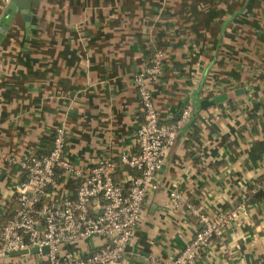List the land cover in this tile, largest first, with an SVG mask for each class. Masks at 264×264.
I'll use <instances>...</instances> for the list:
<instances>
[{
  "label": "crops",
  "instance_id": "obj_1",
  "mask_svg": "<svg viewBox=\"0 0 264 264\" xmlns=\"http://www.w3.org/2000/svg\"><path fill=\"white\" fill-rule=\"evenodd\" d=\"M13 1L0 0V218L16 210L20 163L47 155L59 128L78 168L111 159L115 182L129 187L120 160L138 151L143 120L134 79L161 52L151 84L161 122L192 113L122 264L179 255L201 227L191 208L214 219L243 202L247 213L196 264L264 262V0H30L28 21L20 11L7 17ZM104 244L74 249L87 255Z\"/></svg>",
  "mask_w": 264,
  "mask_h": 264
},
{
  "label": "built area",
  "instance_id": "obj_2",
  "mask_svg": "<svg viewBox=\"0 0 264 264\" xmlns=\"http://www.w3.org/2000/svg\"><path fill=\"white\" fill-rule=\"evenodd\" d=\"M161 62L162 53L158 52L151 65L134 79L143 120L136 131L138 151L124 153L120 160L130 169L129 187L125 189L115 182L118 164L111 159L78 168L66 155L65 130L57 129L48 155H34L20 163L22 179L16 188L15 214L0 233L2 264H12L6 260L13 252L28 251L29 255L33 248L38 249V260L32 264H122L147 195L156 188L155 177L192 113V106H188L178 121L161 122L151 87L161 72ZM170 197L176 204L184 203L177 191H172ZM191 211L201 226L191 242L179 255L152 259L151 264H196L203 250L247 213L248 205L243 202L214 219L193 208ZM93 238L105 241L96 252L85 255L75 249L64 251V246Z\"/></svg>",
  "mask_w": 264,
  "mask_h": 264
},
{
  "label": "water",
  "instance_id": "obj_3",
  "mask_svg": "<svg viewBox=\"0 0 264 264\" xmlns=\"http://www.w3.org/2000/svg\"><path fill=\"white\" fill-rule=\"evenodd\" d=\"M29 3H30V0H14L12 2V4L9 5V10H8V13H7V17L10 16V14H13V16H15V11H20L24 16H25V19L28 21L29 20ZM32 253H37L38 252V249L37 248H33ZM43 252L44 253H47L48 252V249L47 248H44L43 249ZM28 251H19V252H13L12 255L13 256H25V255H28Z\"/></svg>",
  "mask_w": 264,
  "mask_h": 264
},
{
  "label": "trees",
  "instance_id": "obj_4",
  "mask_svg": "<svg viewBox=\"0 0 264 264\" xmlns=\"http://www.w3.org/2000/svg\"><path fill=\"white\" fill-rule=\"evenodd\" d=\"M179 120V119H178ZM176 120V121H178ZM174 121V122H176ZM49 154V153H48ZM47 154V155H48ZM40 156H44V155H40ZM71 185H73V183H70L69 186L71 187ZM15 214V211H8V213H6V215L2 216L0 218V233L2 232L3 228L5 227V225L7 224V222L13 218Z\"/></svg>",
  "mask_w": 264,
  "mask_h": 264
},
{
  "label": "rangeland",
  "instance_id": "obj_5",
  "mask_svg": "<svg viewBox=\"0 0 264 264\" xmlns=\"http://www.w3.org/2000/svg\"><path fill=\"white\" fill-rule=\"evenodd\" d=\"M72 250H74V246L73 245H67V246H64V251L65 252H69V251H72ZM24 259V258H23ZM25 259H28L27 257L25 258ZM24 259V260H25ZM7 262H9V263H11V261H9V260H6ZM27 261H29L30 262V260L28 259ZM30 264H32V263H30Z\"/></svg>",
  "mask_w": 264,
  "mask_h": 264
}]
</instances>
